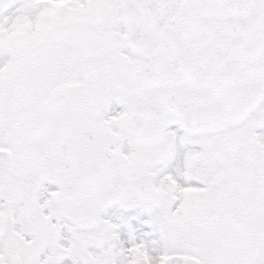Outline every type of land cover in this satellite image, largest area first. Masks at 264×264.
<instances>
[{
	"label": "snow or ice",
	"instance_id": "obj_1",
	"mask_svg": "<svg viewBox=\"0 0 264 264\" xmlns=\"http://www.w3.org/2000/svg\"><path fill=\"white\" fill-rule=\"evenodd\" d=\"M0 264H264V0H0Z\"/></svg>",
	"mask_w": 264,
	"mask_h": 264
}]
</instances>
